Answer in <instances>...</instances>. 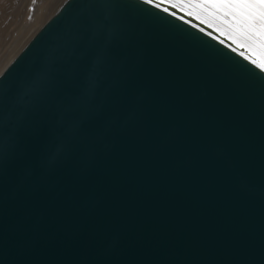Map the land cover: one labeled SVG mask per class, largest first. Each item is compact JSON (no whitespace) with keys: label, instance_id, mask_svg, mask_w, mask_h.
Here are the masks:
<instances>
[{"label":"water","instance_id":"1","mask_svg":"<svg viewBox=\"0 0 264 264\" xmlns=\"http://www.w3.org/2000/svg\"><path fill=\"white\" fill-rule=\"evenodd\" d=\"M204 27L65 0L3 69L0 264H264V72Z\"/></svg>","mask_w":264,"mask_h":264},{"label":"snow or ice","instance_id":"2","mask_svg":"<svg viewBox=\"0 0 264 264\" xmlns=\"http://www.w3.org/2000/svg\"><path fill=\"white\" fill-rule=\"evenodd\" d=\"M142 3L153 7L167 3L205 26L200 31L211 29L206 34L212 39H219L225 47L264 72V0H142ZM163 10L168 12V8Z\"/></svg>","mask_w":264,"mask_h":264},{"label":"rangeland","instance_id":"3","mask_svg":"<svg viewBox=\"0 0 264 264\" xmlns=\"http://www.w3.org/2000/svg\"><path fill=\"white\" fill-rule=\"evenodd\" d=\"M65 0H0V73Z\"/></svg>","mask_w":264,"mask_h":264},{"label":"bare ground","instance_id":"4","mask_svg":"<svg viewBox=\"0 0 264 264\" xmlns=\"http://www.w3.org/2000/svg\"><path fill=\"white\" fill-rule=\"evenodd\" d=\"M163 5H168L167 3H164ZM177 10V9H176ZM198 22V21H197ZM199 23V22H198ZM211 30V29H210ZM215 34V33H214ZM217 40H219V39H217Z\"/></svg>","mask_w":264,"mask_h":264}]
</instances>
